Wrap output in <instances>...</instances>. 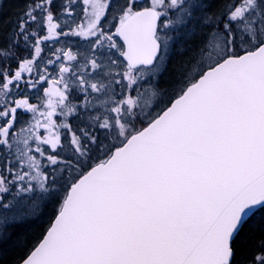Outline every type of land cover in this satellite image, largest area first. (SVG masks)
Listing matches in <instances>:
<instances>
[{
    "label": "snow or ice",
    "instance_id": "snow-or-ice-1",
    "mask_svg": "<svg viewBox=\"0 0 264 264\" xmlns=\"http://www.w3.org/2000/svg\"><path fill=\"white\" fill-rule=\"evenodd\" d=\"M50 201L14 264H264V0H25L0 20V264Z\"/></svg>",
    "mask_w": 264,
    "mask_h": 264
},
{
    "label": "trees",
    "instance_id": "trees-1",
    "mask_svg": "<svg viewBox=\"0 0 264 264\" xmlns=\"http://www.w3.org/2000/svg\"><path fill=\"white\" fill-rule=\"evenodd\" d=\"M24 3L25 0H4L3 16L0 17V20L6 19L8 17H15L16 13L23 9ZM77 12H79V9H77ZM61 43L73 47L85 46L84 41L73 37L65 38L61 41ZM61 43H58L55 46L59 47L61 46ZM165 86L167 87V85ZM45 87H47V85H45ZM28 95L35 96L34 93H28ZM168 99L169 97L164 98L165 104L168 102ZM32 102L35 103L36 100L33 99ZM163 107L164 104H161L160 108ZM160 108H157L156 111H160ZM27 118H28V114H24V119ZM74 123H78V122L74 121ZM105 143H107V141H105ZM98 155H100V157L103 158L102 152L99 153ZM58 195H62V192ZM56 207L57 204L54 201H50L46 204V206L42 207L39 218L29 219L25 223L20 224L15 229H12L18 234L21 243L19 246H11V245L7 246L4 254L5 264H14V262L20 256H22L28 250V248L45 232V230L49 227V225L53 220ZM262 221H264V209H260L254 214V216L249 222V227L258 228V226L261 224ZM245 235H247V230L245 232Z\"/></svg>",
    "mask_w": 264,
    "mask_h": 264
},
{
    "label": "water",
    "instance_id": "water-1",
    "mask_svg": "<svg viewBox=\"0 0 264 264\" xmlns=\"http://www.w3.org/2000/svg\"><path fill=\"white\" fill-rule=\"evenodd\" d=\"M122 43V42H121ZM53 221V220H52Z\"/></svg>",
    "mask_w": 264,
    "mask_h": 264
}]
</instances>
